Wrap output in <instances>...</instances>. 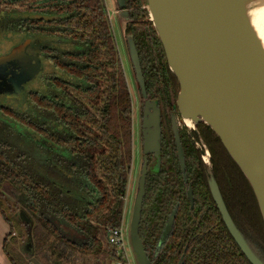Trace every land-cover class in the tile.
Returning a JSON list of instances; mask_svg holds the SVG:
<instances>
[{
    "label": "trees",
    "instance_id": "trees-1",
    "mask_svg": "<svg viewBox=\"0 0 264 264\" xmlns=\"http://www.w3.org/2000/svg\"><path fill=\"white\" fill-rule=\"evenodd\" d=\"M8 32L25 34L54 70L43 77L41 91L28 94L22 110L0 108V215L10 227L4 253L11 264H25L17 248L26 243L33 259L26 264H127L110 244L109 231L121 227L126 207L133 102L104 1L0 0V33ZM200 133L232 219L241 229L238 217L246 219L264 242V223L247 180L215 134L203 124ZM192 157L191 152L187 174L204 205L201 213L188 223L177 162L149 176L140 226L146 253L152 255L180 200L172 247L154 264H176L186 239L194 240L195 252L186 264H249L215 207L200 156L197 162ZM61 224L77 229L81 241L66 237Z\"/></svg>",
    "mask_w": 264,
    "mask_h": 264
},
{
    "label": "water",
    "instance_id": "water-1",
    "mask_svg": "<svg viewBox=\"0 0 264 264\" xmlns=\"http://www.w3.org/2000/svg\"><path fill=\"white\" fill-rule=\"evenodd\" d=\"M254 1L146 0V9L170 70L179 82L177 107L183 120H189L192 125L203 124L220 140L247 180L264 223V48L248 17V6ZM129 43L136 79L146 96L138 55L131 39ZM30 44L26 40L0 58V68L16 62L19 69L20 77L13 84L15 98L42 70L41 60L26 52ZM151 107L154 106L147 104L144 112L143 164L129 228L137 264H151L139 235L148 174L146 157L154 147L157 152L159 149L158 110L151 113ZM174 135L184 170V154L175 126ZM32 137L41 141L36 135ZM201 157L210 192L231 236L250 264H264L227 209L205 145ZM189 196L192 198L191 192ZM21 217L29 222L23 214ZM172 219L162 241L171 231ZM30 249L28 244L26 251Z\"/></svg>",
    "mask_w": 264,
    "mask_h": 264
},
{
    "label": "flooded vegetation",
    "instance_id": "flooded-vegetation-1",
    "mask_svg": "<svg viewBox=\"0 0 264 264\" xmlns=\"http://www.w3.org/2000/svg\"><path fill=\"white\" fill-rule=\"evenodd\" d=\"M113 4H114V9H115L114 14L118 15L124 24L123 45L127 53L128 62L131 65L133 77L135 78L134 82L136 84L137 93L139 94L138 97H139L140 104H139V109H138V131H139L138 139L141 145L142 153H143L144 143H145L143 122L145 119L144 112L146 109V105L149 104L151 106H154L150 108L151 113L154 112L153 109H156V111L158 110L157 116H158V122H159V125H158L159 126V138H158L159 149L157 152L154 147L152 149L153 151L150 152V154H148L146 157L147 162H148V174H147V179H146V185H147V180L149 176H159L162 171L164 172L168 171L169 168L173 167V163L177 162L176 164L178 165L179 171L181 173L182 183L185 188V196H186V199L189 205L190 219H192V221L190 220H187V221L189 224L196 222L195 212L196 214L198 213L200 214L201 212L199 211L204 205H202V203L197 202L198 200L197 192L194 190V186L192 182L189 181L188 179L187 162L190 160L189 157H190L191 152L193 153V157H192L193 161H196L198 156H200V159L202 161L201 149L203 145L207 146L208 150H209V147L200 133V124L192 125V122L184 121L178 110L177 100L180 94V85H179L177 78L170 70L163 45L156 33L154 26L149 21L150 17L146 9V0H114ZM106 11L109 17L107 8H106ZM130 39L132 40L135 46L137 55H138L140 69H141L143 80H144V88H145L146 96L143 95L140 89V86L136 79V73H135L133 64L131 62L130 43H129ZM29 49H34V48H32L29 45L26 52L31 56H35L39 58L41 60V65H42V59L38 56V53L37 52L30 53ZM3 69H4V72H3L4 80L1 83L4 89L1 91V95L4 97L8 96L10 98L17 99L18 97L17 98L14 97L16 96V94L14 93V88H13V84L20 77V75L18 74L19 69L16 65V62H12L8 64ZM26 85H28V83ZM26 85L24 87H26ZM32 92H35V91H32ZM23 93L24 91L21 93V95ZM2 107L3 106H0V108ZM132 119H133V116H132ZM174 126L178 130L180 145L182 147L183 154H184V170L182 169V166H181L179 152H178V148L176 145V139L174 135ZM142 158H143V154H142ZM167 163H169V166H167ZM208 190L213 199V196L210 192L209 187H208ZM145 191H146V187H145ZM190 192L192 194V198H190L189 196ZM232 194L234 195L235 198H237V196L235 195V192H232ZM244 194H245V191H244ZM145 198H146V194H145L143 206H142L141 221L144 216L143 209H144ZM213 202L215 204L214 199H213ZM215 207L218 210L216 204H215ZM180 208H181V202L180 200H177L173 204V207L171 208L168 214V217L161 229V232L157 238V241L154 244L152 255L149 256L147 254L148 259L150 260L151 264H154L158 260L159 257L161 256L163 257V255L167 254L168 250L171 249L172 244H173L174 232L176 228L178 227L179 223H181ZM203 211H206V209H204ZM237 215H240V214L238 213ZM172 217L173 219H172L171 231L170 233H168L166 237H164L162 241L163 232L166 229V226L169 224V221L171 220ZM197 219H198V215H197ZM222 221H223V218H222ZM238 223L240 224L242 229L239 228V226L235 222L239 230L249 240L250 245L254 248L255 252L264 261V242L262 241V239L259 238V235L258 236L256 235L258 233L255 232V230L249 226L248 221L246 219H243L241 216L238 217ZM140 226H141V223H140ZM226 229L228 233L230 234L227 227ZM139 235H140V230H139ZM231 238L233 239L232 236ZM184 244L185 246H184L183 252H181L179 256H177L176 264H186L187 259L191 255L195 256V252H193L192 250V248L194 247V240L186 239ZM242 255L244 256L246 261L250 264V262L247 260L245 255L243 253ZM166 261L169 262V256H166Z\"/></svg>",
    "mask_w": 264,
    "mask_h": 264
},
{
    "label": "rangeland",
    "instance_id": "rangeland-1",
    "mask_svg": "<svg viewBox=\"0 0 264 264\" xmlns=\"http://www.w3.org/2000/svg\"><path fill=\"white\" fill-rule=\"evenodd\" d=\"M104 5L108 10L109 13V20L110 26L113 32L114 40L116 47L119 52V57L126 75L128 87L131 93L132 102H133V167L132 173L130 175V184L128 185V196L126 199V207L123 217V227H124V235H125V251L129 258L130 264H137L134 258V254L131 248L130 239H129V228L131 223V217L133 212V205L136 196V187H137V179L141 172L142 168V151L141 145L138 139V109H139V97L136 89V84L134 82L135 78L133 77L131 65L128 62L127 53L125 51L123 45V38H124V24L121 18L118 15L114 14V4L113 0H103ZM25 34L22 33H0V58L9 54L15 47L23 44L25 42ZM30 53H36V49H29ZM44 61V62H43ZM42 61V71L36 80H32L31 82L26 85L24 93L19 96L17 99L10 98L8 96H2L1 91L4 89L1 82H3V72L4 69L0 68V106L3 107H10L13 109H21L24 107L26 103L28 94L32 91H41L44 87L43 77L45 75L50 74L53 72V68L50 66L49 62L43 59ZM33 147H36L32 144ZM37 148V147H36ZM130 188V189H129ZM63 233L68 237L70 240L77 242L81 241L80 233L77 229L66 225L61 224L60 226ZM26 244V243H25ZM19 245L18 246V256L23 263H28L29 261H33L31 255L26 251V245Z\"/></svg>",
    "mask_w": 264,
    "mask_h": 264
},
{
    "label": "bare ground",
    "instance_id": "bare-ground-1",
    "mask_svg": "<svg viewBox=\"0 0 264 264\" xmlns=\"http://www.w3.org/2000/svg\"><path fill=\"white\" fill-rule=\"evenodd\" d=\"M248 17L264 48V0H255L248 6ZM190 122L189 120H185Z\"/></svg>",
    "mask_w": 264,
    "mask_h": 264
},
{
    "label": "built area",
    "instance_id": "built-area-1",
    "mask_svg": "<svg viewBox=\"0 0 264 264\" xmlns=\"http://www.w3.org/2000/svg\"><path fill=\"white\" fill-rule=\"evenodd\" d=\"M109 242L110 244L118 248V252L120 254H123L127 264H130L129 258L125 251V235H124L123 223L120 228L112 229L109 231ZM116 264H121V263H116Z\"/></svg>",
    "mask_w": 264,
    "mask_h": 264
},
{
    "label": "crops",
    "instance_id": "crops-1",
    "mask_svg": "<svg viewBox=\"0 0 264 264\" xmlns=\"http://www.w3.org/2000/svg\"><path fill=\"white\" fill-rule=\"evenodd\" d=\"M10 233L9 225L0 215V264H11L6 254L4 253V242Z\"/></svg>",
    "mask_w": 264,
    "mask_h": 264
}]
</instances>
